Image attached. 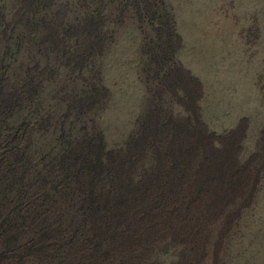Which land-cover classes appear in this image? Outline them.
<instances>
[{"label":"rangeland","instance_id":"1","mask_svg":"<svg viewBox=\"0 0 264 264\" xmlns=\"http://www.w3.org/2000/svg\"><path fill=\"white\" fill-rule=\"evenodd\" d=\"M16 98L0 191L23 173L38 208L45 181L57 241L4 264H92L74 229L107 218L96 264H264V0H0V102ZM89 140L118 202L85 219L59 161Z\"/></svg>","mask_w":264,"mask_h":264},{"label":"trees","instance_id":"2","mask_svg":"<svg viewBox=\"0 0 264 264\" xmlns=\"http://www.w3.org/2000/svg\"><path fill=\"white\" fill-rule=\"evenodd\" d=\"M8 103L9 102H0V110L3 111L7 105L8 108L10 105L14 108L17 105V98L11 101L9 104ZM13 108L11 109L12 112ZM68 150L67 156L62 161H59L61 164L59 166H61V168L65 167L68 171L70 169V173L66 172L64 176L62 183V186L64 187H61V189L63 191L65 185L69 184L71 180L77 177L78 180L76 179V191L79 190V195L81 196L78 200L80 203L79 208L82 209L81 216H83L85 219H88L90 216L98 218L103 215L105 211L114 209L115 204L118 202H115L114 200L116 190L112 189V192L108 193V195H106V192L102 193L100 190H98L99 178L101 175L105 174V170L109 169L108 164H106L104 169V164L102 163L104 160L102 158L103 152L101 150H97V146L93 144L91 140L85 141L83 143L76 142V145H73L71 149L69 148ZM5 157L6 156H3L0 159H4ZM5 160L6 158L4 161ZM19 160L20 158L18 157V161ZM14 163V159H9L8 167L10 166L11 168ZM53 163L57 165L56 161H53ZM71 170L73 172H71ZM10 172L12 171H8V174ZM73 173H76L75 176ZM1 180L4 181L2 177L0 178V183ZM24 180L23 173H16V171H14L12 175L8 176L10 185L4 188V190L0 191V237L4 235V238H0V264H4V261L7 257L8 259L20 257L25 259L28 252H31L34 249L41 250L44 247L45 249H49L50 247L54 246L57 241L55 233L52 234L50 231L52 230L50 226L53 223L44 226L45 220L47 219L45 216L47 214L46 211L47 209L49 210L50 207V205H48L49 193L44 189L45 181L41 186H36V190L40 193H44L42 198H48L46 203H41L40 205L42 207L40 206L38 208L36 206L30 205V207H25L23 210L25 202L31 204V201H33L31 189L35 183L33 179H30V182L27 183ZM17 182H19L21 185L24 184L25 186L14 191L13 183L15 184ZM113 187L117 186L114 184ZM45 194L46 197L44 196ZM109 223L111 224L110 218L105 219L103 223H101L105 224L103 227L99 222V227L102 228H99L98 232L95 231L93 236H85L86 232L83 231V226L81 229H79L80 226L77 225V227L74 229L75 232L80 233L81 241L79 242V249L82 252H84L83 250L85 248L89 249V252L85 255V257L88 262L93 261L92 264H96L100 256L104 255V253H101V247L103 246L102 243L104 238L102 237V234L105 230L104 228H107V225H110ZM34 226H37L39 229H36ZM49 232L50 235H48ZM40 241L44 243L37 245V243L39 244Z\"/></svg>","mask_w":264,"mask_h":264}]
</instances>
